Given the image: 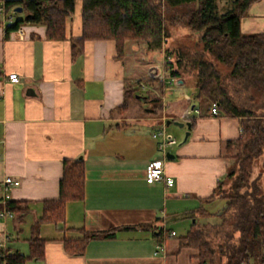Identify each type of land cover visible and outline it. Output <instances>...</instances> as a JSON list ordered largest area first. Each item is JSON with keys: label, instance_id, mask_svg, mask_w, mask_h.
<instances>
[{"label": "crops", "instance_id": "1", "mask_svg": "<svg viewBox=\"0 0 264 264\" xmlns=\"http://www.w3.org/2000/svg\"><path fill=\"white\" fill-rule=\"evenodd\" d=\"M81 11L82 0H76L62 42L48 41L42 25L24 23L18 31H7L13 25L0 18V183L6 177L19 180L10 189V201L29 207L21 225L15 219L0 221V244L11 253L27 246L42 203L59 198L63 162L83 159L84 201L67 206L64 224L40 226L45 258L27 264H198V252L180 248L179 239L195 223L196 209L209 210L206 199L234 168L225 149L241 136L240 121L212 116L186 92L182 100L164 97L161 117L147 112L153 107L146 99V107L133 103L127 116H111L124 102L126 82L139 79L128 78L112 41L87 42L73 61L70 40L82 36ZM241 31L264 35V0L252 4ZM9 74L19 75L20 82H9ZM193 108L199 114L187 117ZM189 119L195 124L187 141V129H181V142L164 158L153 134L168 121ZM152 161L164 164L175 181L172 188L146 182ZM3 196L0 189V211ZM30 216L29 238L21 240ZM77 229L115 231V236L93 240L85 254L70 256L63 241L82 239Z\"/></svg>", "mask_w": 264, "mask_h": 264}, {"label": "trees", "instance_id": "2", "mask_svg": "<svg viewBox=\"0 0 264 264\" xmlns=\"http://www.w3.org/2000/svg\"><path fill=\"white\" fill-rule=\"evenodd\" d=\"M257 0H82V36L71 39L73 61L84 53L87 42L112 41L118 60L126 57L128 44L141 43L148 52H161L169 41L176 43V32L186 29L196 34L194 46L177 42L166 49V80L197 78L194 95L198 106H215L218 115L240 121L241 136L226 144L227 157L234 168L219 184L206 204L223 201L218 212L204 207L194 211L195 223L179 239L180 248L196 250L198 264H264V171L254 176L258 160L264 170V35H244L241 21ZM218 2L229 8L219 14ZM76 0H8L7 12L21 7L18 19L7 31H18L24 23L42 25L46 39L67 40V21L75 15ZM28 17V18H27ZM165 79V78H164ZM152 77L159 95L145 97L153 108L149 114L161 117L165 80ZM154 82V83H153ZM166 82V81H165ZM140 81L126 82L123 104L111 116H127L139 97ZM192 125L195 121L189 119ZM86 167L83 159L65 160L59 185V198L42 203L41 217L31 229L28 254L0 250V264H27L45 258V241L39 238L41 225L65 223L67 206L85 199ZM22 224L29 213L28 203L7 206ZM207 220L206 223H200ZM82 239L63 241L70 256L85 254L93 240L113 239L115 231L87 233ZM163 230L157 238L162 237ZM164 238L160 241L161 243ZM251 261L253 263H251Z\"/></svg>", "mask_w": 264, "mask_h": 264}, {"label": "rangeland", "instance_id": "3", "mask_svg": "<svg viewBox=\"0 0 264 264\" xmlns=\"http://www.w3.org/2000/svg\"><path fill=\"white\" fill-rule=\"evenodd\" d=\"M8 0H0V5ZM229 8V5L225 2H218V12L219 14L225 13L227 9ZM16 21L19 19V17H15ZM14 20V23L16 22ZM11 23H8V25ZM177 39L176 43H173L172 41H169L168 46L163 49L161 52H148L146 50V46L141 43L136 44H129L127 50H126V58L124 59V64L127 71V76L130 79H139L141 81L139 85V89L137 91L139 97H141L136 103L139 104L142 107H146V105H153L151 103L146 104L145 97L147 96L148 92H151L154 95H159L157 91V87L151 84L152 77H155L158 79H164V83L167 84L166 91H165V100L167 101H176L178 99H181L182 93L186 92L190 96L195 95L196 91V84H197V78L195 76L186 77V79L179 81L176 80L174 82L166 80V69L164 68L166 59L168 58L166 49H175V46L177 45V42L179 41L180 44H184L185 46H194L196 40L198 39L196 34H192L188 32L186 29H179L176 32ZM176 44V45H175ZM151 71H155V73L151 74ZM154 83V82H153ZM146 87L145 90H142L140 87ZM172 92L173 96L170 95ZM167 98V99H166ZM146 105H145V104ZM208 107H203V109L206 111ZM163 130V129H162ZM161 130V131H162ZM166 132L168 134H171L174 139L177 140V142H181V136L182 130L174 125H171L169 127H166ZM169 151V150H168ZM163 155V153H161ZM164 157V155H163ZM254 176L259 175V173L263 172V168L261 166V160L257 161ZM224 206L223 201H215L214 203L209 205V210L212 212H218L221 210ZM32 217H28L27 224L23 226L25 232L21 234L20 239H28L29 234L27 232V227L31 225ZM207 220H201L200 223L204 224ZM20 253L21 254H27V246H21L20 247ZM251 263H253L251 261Z\"/></svg>", "mask_w": 264, "mask_h": 264}, {"label": "built area", "instance_id": "4", "mask_svg": "<svg viewBox=\"0 0 264 264\" xmlns=\"http://www.w3.org/2000/svg\"><path fill=\"white\" fill-rule=\"evenodd\" d=\"M23 15H18L15 13L14 9L10 12H7L4 7V3L0 5V18L5 23H11L14 25V20L16 21L15 17H21ZM3 73V70L0 68V75ZM7 80L13 84H17L20 82V77L17 74H9L7 76ZM142 90H145L146 87H140ZM199 114V111L193 109H189L187 111V117H191L193 114ZM212 116H217L218 111L214 106L211 110ZM153 138L159 142V150L163 153L164 158L167 157L168 150L177 145L176 139L173 138L170 134L166 132V125H164L163 130L153 134ZM146 182L148 184H155V183H164L167 188H172L175 184L173 178L168 177L166 175L164 164L161 161H152L146 168ZM20 181L13 177H6L0 183V189L4 192V196L2 198V202L4 205V209L0 211V221L6 220H14L15 215L9 211L7 206L9 205L10 201V189L16 186H19ZM174 235V234H173ZM5 249V245L0 244V250Z\"/></svg>", "mask_w": 264, "mask_h": 264}, {"label": "water", "instance_id": "5", "mask_svg": "<svg viewBox=\"0 0 264 264\" xmlns=\"http://www.w3.org/2000/svg\"><path fill=\"white\" fill-rule=\"evenodd\" d=\"M14 11H15V13H17L18 15H24V9L21 8V7H18V8H16V9H14ZM27 18H28V17H27ZM171 125H174V126L180 128V129H184V128L187 129V133H186L185 139H184V141H183V142L185 143V142L187 141V139H188L190 133H191V130H192V127H193L192 123L189 122V121H187V122L168 121V122L166 123V126H167V127H169V126H171ZM193 223H194V222H193Z\"/></svg>", "mask_w": 264, "mask_h": 264}]
</instances>
